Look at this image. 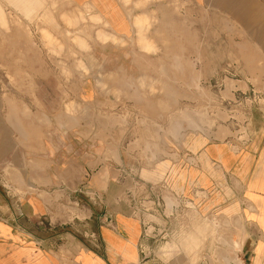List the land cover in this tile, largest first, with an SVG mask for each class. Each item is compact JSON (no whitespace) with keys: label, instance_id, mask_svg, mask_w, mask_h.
Segmentation results:
<instances>
[{"label":"rangeland","instance_id":"obj_1","mask_svg":"<svg viewBox=\"0 0 264 264\" xmlns=\"http://www.w3.org/2000/svg\"><path fill=\"white\" fill-rule=\"evenodd\" d=\"M0 10L8 23L0 26V215L35 191L36 178L21 176L20 184L12 175L29 168L25 147L36 145L41 129L53 123L76 125L77 112L46 108L65 95V104L74 106L86 82L102 94L116 85L104 79L107 71L99 64L106 54L101 44L111 41L133 46L136 74L118 86L127 85L133 96L126 111H92L86 118L115 122L119 148L130 158L134 182L129 179L123 189L130 188L129 211L145 225L141 264H240L238 225L217 212H199L174 185L185 183L196 148L211 141L244 142L264 123V33L252 31L258 26H239L233 9L219 7L212 16L183 0L164 20L145 26L144 44L138 31L133 42L123 43L106 34L107 26L91 18V11L82 13L78 32V23L66 21L78 10L62 0H45L32 19L12 2L0 1ZM20 26L24 33L15 32ZM111 94L120 98L117 91ZM72 202L71 217H84L83 205L88 214L90 197L83 196L79 208Z\"/></svg>","mask_w":264,"mask_h":264},{"label":"crops","instance_id":"obj_2","mask_svg":"<svg viewBox=\"0 0 264 264\" xmlns=\"http://www.w3.org/2000/svg\"><path fill=\"white\" fill-rule=\"evenodd\" d=\"M0 1L23 8L26 17L31 19L45 5V0ZM182 1L62 0L78 10L77 14L66 16L67 22L79 24L82 15L91 11V18L107 26L105 33L123 43L130 38L133 42L138 31L137 20L149 19L151 25L160 22V18H166L169 8L180 7ZM185 1L190 8L212 16L216 8L233 9L239 26L255 23L258 27L252 31L264 33V0ZM0 14L4 16L1 10ZM81 30L79 24L77 31ZM238 31L251 30L239 28ZM15 32L25 30L20 26ZM132 47L111 41L102 43L100 49L106 54L99 62L101 71H107L104 79H113L116 85L102 94L86 82L77 95V103L71 104V112L79 114L76 125L74 121H67L68 125L51 122L49 130L41 129L36 145L30 143L29 148L25 147L29 152V157H25L29 168L12 175L19 176L16 179L20 184L21 176L36 178L35 191L24 195L0 215V264H141L145 225L129 211L133 209L126 200L130 188L123 189L129 179L134 182L133 170L127 164L130 158H124L119 148L115 122L86 118L87 112L92 111L128 110L127 98L133 96L132 90L127 85L121 89L118 86L120 82L131 81L136 74ZM112 91L119 92L120 98L111 94ZM67 97L46 110L69 112L70 103L65 104L69 102ZM9 108L15 109L12 104ZM24 113L27 115V111ZM9 120L16 128L17 121L13 117ZM189 157L185 183L182 188L174 185L181 192L180 198L199 212H217L232 220L238 225L240 264H264V123L244 142H207ZM119 193L124 195L120 200ZM83 196L90 197L88 214L83 205L85 216L71 217L69 204L74 203L69 202L75 200L79 208ZM120 203H123L122 211H115Z\"/></svg>","mask_w":264,"mask_h":264},{"label":"bare ground","instance_id":"obj_3","mask_svg":"<svg viewBox=\"0 0 264 264\" xmlns=\"http://www.w3.org/2000/svg\"><path fill=\"white\" fill-rule=\"evenodd\" d=\"M69 21V20H68ZM151 22V21H150ZM149 19H142V20H137L136 21V27H137V29H138V33H139V41H141V43H145V40L142 38V36H141V33L143 32V30H144V28H145V26L146 25H148L149 23ZM0 24L1 25H5L4 24V18H3V15L2 14H0ZM102 38H106L105 36H103V35H100ZM72 111V107H71V105H70V107H69V112H71ZM15 121V120H14ZM19 176H16L15 178H18Z\"/></svg>","mask_w":264,"mask_h":264}]
</instances>
